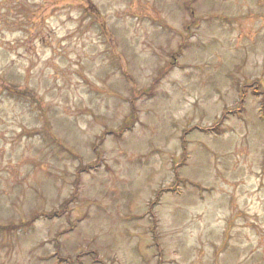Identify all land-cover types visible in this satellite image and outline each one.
Here are the masks:
<instances>
[{
    "label": "rangeland",
    "instance_id": "obj_1",
    "mask_svg": "<svg viewBox=\"0 0 264 264\" xmlns=\"http://www.w3.org/2000/svg\"><path fill=\"white\" fill-rule=\"evenodd\" d=\"M0 264H264V0H0Z\"/></svg>",
    "mask_w": 264,
    "mask_h": 264
},
{
    "label": "trees",
    "instance_id": "obj_2",
    "mask_svg": "<svg viewBox=\"0 0 264 264\" xmlns=\"http://www.w3.org/2000/svg\"><path fill=\"white\" fill-rule=\"evenodd\" d=\"M9 227H18V226L12 224V225H10Z\"/></svg>",
    "mask_w": 264,
    "mask_h": 264
}]
</instances>
